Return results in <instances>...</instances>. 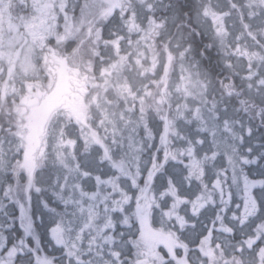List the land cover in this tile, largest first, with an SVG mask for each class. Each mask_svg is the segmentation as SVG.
<instances>
[{
    "label": "snow or ice",
    "instance_id": "obj_1",
    "mask_svg": "<svg viewBox=\"0 0 264 264\" xmlns=\"http://www.w3.org/2000/svg\"><path fill=\"white\" fill-rule=\"evenodd\" d=\"M0 264H264V0H0Z\"/></svg>",
    "mask_w": 264,
    "mask_h": 264
}]
</instances>
